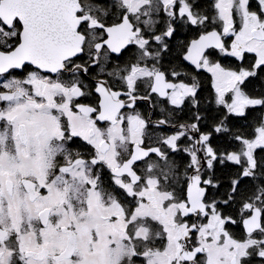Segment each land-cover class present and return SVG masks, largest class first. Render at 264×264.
Returning a JSON list of instances; mask_svg holds the SVG:
<instances>
[{
    "label": "snow or ice",
    "instance_id": "6c2138e0",
    "mask_svg": "<svg viewBox=\"0 0 264 264\" xmlns=\"http://www.w3.org/2000/svg\"><path fill=\"white\" fill-rule=\"evenodd\" d=\"M26 155L33 203L116 206L113 264H264V0H0V167ZM0 264L47 261L16 230Z\"/></svg>",
    "mask_w": 264,
    "mask_h": 264
},
{
    "label": "flooded vegetation",
    "instance_id": "af4514ba",
    "mask_svg": "<svg viewBox=\"0 0 264 264\" xmlns=\"http://www.w3.org/2000/svg\"><path fill=\"white\" fill-rule=\"evenodd\" d=\"M202 2L208 3L209 0ZM184 35L181 33L178 39ZM25 160L26 163L19 166L5 160L0 167V239H6L12 231L19 230L24 235V246L28 252L46 260L47 264H113L108 251L110 239L113 236L123 238L126 227L116 206L106 204L94 190L90 192L84 186L79 193L65 194L61 191L33 203L32 184L45 183L47 165L39 156L30 158L26 155ZM13 183L24 187L10 194L9 187ZM151 196L152 205L139 209L135 215L152 217L171 225L172 218L168 219L162 209L164 198L154 189ZM113 214L119 215L116 224L109 220ZM144 223L141 220L133 229L138 237L135 242L137 248L152 236L142 226ZM126 252L129 260L135 255L132 246Z\"/></svg>",
    "mask_w": 264,
    "mask_h": 264
},
{
    "label": "rangeland",
    "instance_id": "374dc122",
    "mask_svg": "<svg viewBox=\"0 0 264 264\" xmlns=\"http://www.w3.org/2000/svg\"><path fill=\"white\" fill-rule=\"evenodd\" d=\"M166 213H167V212H166ZM166 215H167V218H168V219H171V218H172L171 213H167ZM166 223H167V222H166ZM169 227H171V225H169ZM126 251H127V249H126ZM129 254H130V252H129Z\"/></svg>",
    "mask_w": 264,
    "mask_h": 264
},
{
    "label": "trees",
    "instance_id": "16d2710c",
    "mask_svg": "<svg viewBox=\"0 0 264 264\" xmlns=\"http://www.w3.org/2000/svg\"><path fill=\"white\" fill-rule=\"evenodd\" d=\"M258 83L259 82H255L252 87L255 88L256 84H258ZM205 95H207V92H205Z\"/></svg>",
    "mask_w": 264,
    "mask_h": 264
}]
</instances>
